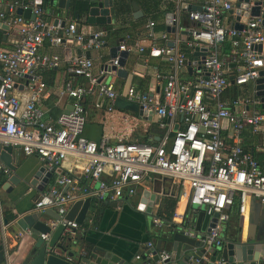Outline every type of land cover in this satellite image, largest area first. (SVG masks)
Wrapping results in <instances>:
<instances>
[{
	"label": "built area",
	"instance_id": "built-area-1",
	"mask_svg": "<svg viewBox=\"0 0 264 264\" xmlns=\"http://www.w3.org/2000/svg\"><path fill=\"white\" fill-rule=\"evenodd\" d=\"M235 4L236 0H204L199 11L187 12L186 20L193 26L187 30L184 48L188 52L193 48L206 50L200 69L191 67L196 75L194 81L179 79L185 58L173 48L177 40L169 47L168 34L162 33L161 46L151 43L154 40L152 22L145 24L136 48L126 46L123 41L117 45L119 52L135 49L139 54L143 52L142 45L148 44L151 51L167 62L169 71L162 77L157 93L136 91L131 86L117 92L114 71L101 68L117 67V57L95 69L92 61L83 55L66 58L39 51L44 42L50 48L68 42L83 51H99L107 35L103 29L84 35L77 29V20L60 27L59 22L52 23V11L42 9L33 1L13 0L6 5L5 12H0V23L12 33L9 47L0 48V147L17 148L23 156H34L45 171L55 174L54 181L32 203V212L43 214L49 210L58 216L59 220L47 221L48 227L53 229L60 224L63 234L69 233L68 228L76 229L73 222L62 223V217L77 200H122L133 196L145 183L166 180L178 189V196L184 199L188 211L193 212L192 206L202 208L204 215L214 220L212 228L203 232L199 240L206 250L221 246L222 227L234 205L238 216L247 211L251 199L264 205V173L239 144L245 128L256 135L264 133V109H260L259 101L252 94L234 98L228 104L220 100L230 85L245 86L257 77L254 64L259 54L253 47L264 44V26L259 18L247 20L240 31L225 24V15ZM17 9L29 10L33 18L16 16ZM170 21L175 35L181 30L179 17L173 15ZM224 41L229 42L230 63L217 51ZM98 59L102 56L98 55ZM237 63L241 69L230 81L228 64ZM61 64H64V80L57 89V97L71 102L51 118L40 107L46 93L40 74L55 70ZM89 96L95 98L94 110L105 115H121V121L128 122L131 129L153 118L163 135L156 145L121 138L110 143L106 135L97 142L85 139L82 102ZM117 99L135 105L141 114L118 109ZM224 131L231 140L229 144ZM67 159L74 164L61 170ZM77 161L82 165H76ZM10 174L0 163V177L5 180ZM82 180L86 182L84 185ZM152 224L155 228L162 226L157 218ZM178 225L192 228L182 216ZM184 234L195 238L194 232ZM20 237L17 234L13 239L17 241ZM39 238L48 240L43 234ZM150 246L146 244L147 248ZM168 257L167 252L159 253V261ZM134 259L138 260L139 256ZM188 264H199V261L190 259ZM213 264L223 262L218 260Z\"/></svg>",
	"mask_w": 264,
	"mask_h": 264
},
{
	"label": "crops",
	"instance_id": "crops-1",
	"mask_svg": "<svg viewBox=\"0 0 264 264\" xmlns=\"http://www.w3.org/2000/svg\"><path fill=\"white\" fill-rule=\"evenodd\" d=\"M13 0H0V12H5L6 5ZM23 3L35 0H20ZM95 0H69L68 10H57L54 7L46 6V11H52V20L61 19L64 23L77 20V29L84 35L93 30L108 28V33L104 45L99 51H90L89 59L92 61L95 69L100 67L102 63L109 59L110 50L118 44L125 43L126 46L136 48L140 38L144 34L145 24L153 23L152 31L154 40L151 43L155 47L161 46L159 36L166 33L165 16L167 14L177 15L179 17V25L181 30L173 36L169 42L177 40L173 48L184 54V58L190 60L191 53L184 48V41L188 37V29L193 26L191 22L186 20L187 10L200 7L204 0H184L181 4L179 0H114V19L112 24L105 26H90L83 22V11ZM132 4L136 8L133 9ZM182 8V9H181ZM78 9L80 12L77 13ZM78 15V16H77ZM225 24L227 26L234 25V19L228 13L225 15ZM184 22V25H182ZM53 23V22H52ZM167 34V33H166ZM12 33L9 30H0V48L9 47ZM168 42V43H169ZM150 43V44H151ZM143 52L137 53L135 49L125 52L123 57V69L126 71L125 77L113 78L114 88L117 92H121L123 88L131 86L136 91L153 92L160 91L162 86V77L169 71L167 62L156 52L151 51L148 44L142 45ZM41 53L57 54L60 57H73L83 55V51L78 45L65 42L63 46L54 48L48 47L47 43H43L39 49ZM218 54L226 62L230 63L229 55H225L220 44L217 48ZM119 52V51H118ZM230 53V50H229ZM98 55L102 59H98ZM241 69V65L228 64L227 77L230 80L237 70ZM64 64L59 68L50 71H44L40 74L41 82L45 87V96L41 100L40 107L44 113L54 118L63 107L68 108L70 99L65 97H57V89L64 80ZM194 68L184 70L180 73L181 82L194 81L196 75ZM236 96L234 97V95ZM250 90L247 85L237 87L230 85L221 95L220 100L226 104L230 103L232 98L240 96H250ZM94 97H86L82 102L84 110V128L82 135L85 139L97 142L102 135H106L110 139V143L121 138L126 141H139L142 137H146L147 141L156 145L158 139L163 132L155 127V121L150 118L147 122H139L133 129L128 122L121 121V115L114 113L113 115H105L103 112L94 110ZM206 102V101H205ZM207 103V102H206ZM226 136V142L229 144L231 140L228 133L223 132ZM150 144V145H152ZM240 147L244 152L249 153L258 163L260 170L264 173V133L253 134L249 128H245L240 134ZM15 166L14 173L23 182H30L34 173L41 167L38 159L34 156H23L18 154L13 158ZM70 159H67L61 167L66 170L71 167ZM76 165H82L81 161H77ZM11 172V171H10ZM76 178V177H75ZM55 179V174L51 175L48 184L42 189L45 190ZM77 180V178H76ZM4 179L0 177V222L6 220V225L0 223V243L7 254L12 253L17 257H21L29 248L28 239L15 241L13 237L17 234L24 235L13 224V217L32 212V203L39 194L34 186H26L20 183L18 186H3ZM40 182V178L36 180V185ZM86 182L83 180L81 184ZM95 186V184H94ZM142 191L156 192V200L152 207L142 203L141 209L138 210L141 201ZM178 189L172 186L166 180H153L145 183L143 188H138L136 193L129 197L116 202L91 200L88 211L86 213L83 224L75 229V233L71 236L75 244L67 245V251H74L77 248L97 246L102 248H113L114 252L120 258L129 261L131 264H150L151 256L148 254L146 247L150 243L153 248H159V251L170 253V244L165 239L173 226H165L155 228L152 220L157 218L158 212L162 215L171 213V209L167 207L166 200L175 199V205L172 210L171 222L178 225L179 216L185 217L189 221L190 211L187 210L186 204L182 197L178 196ZM163 202V203H162ZM161 205V206H160ZM235 205L228 212V219L223 224L221 237L222 240L231 241L235 236L241 243L245 241L246 236L264 238V210L256 201L250 200L247 211L238 216L235 211ZM149 213H145L144 211ZM175 218L173 219V217ZM202 224L199 228L201 229ZM204 227V226H203ZM203 229V228H202ZM204 231H202L203 233ZM139 256L138 260L134 257ZM143 257V259H141ZM209 258L208 255L202 257L205 262ZM189 263V260L186 264Z\"/></svg>",
	"mask_w": 264,
	"mask_h": 264
},
{
	"label": "water",
	"instance_id": "water-1",
	"mask_svg": "<svg viewBox=\"0 0 264 264\" xmlns=\"http://www.w3.org/2000/svg\"><path fill=\"white\" fill-rule=\"evenodd\" d=\"M37 6L42 9L48 7H54L57 10H68L69 0H35ZM114 0H95L89 4V6L83 11V22L90 26H105L110 25L114 19ZM133 9L136 8L132 4ZM234 8L228 11V15H231L234 19L233 28L240 31L247 20L260 19V24L264 26V0H236ZM182 9V8H181ZM187 11H199V7L189 9ZM16 16H21L24 19H32V15L29 10L21 11L17 9L15 11ZM173 18L172 14L165 16L166 33L169 40L174 36V25L170 21ZM59 22V26L64 25V21L61 19H55L53 24ZM184 25V22H182ZM0 30L6 31L7 27L0 23ZM168 46L171 47L172 43L169 42ZM254 51L259 54L258 59L254 64L257 68V77L249 82L247 85L250 93L254 98L259 101L260 109H264V44L256 45L253 47ZM190 60L185 59L183 61L187 70H192L191 67L195 66L198 70L203 57L206 54V50L203 48H193L190 52ZM125 52H118V46L113 47L110 50L109 59L117 57V67L102 66V69L106 71H114L116 78H124L126 71L123 69V57ZM80 56V54H79ZM83 57L89 59V52L85 51ZM232 81V77L230 78ZM115 106L123 111L141 114L140 109L131 103H127L124 100L117 99ZM150 120V117L148 118ZM19 154L17 148L0 147V163L7 167L11 173H14L15 166L13 158ZM51 173L45 171L43 167H40L32 176L30 182L26 183L21 181L14 175L9 176L3 182V186H18L23 183L26 186H36V191L39 193L48 184ZM40 178V182L36 185V180ZM156 192L142 191L141 201L138 210L141 209L142 203L152 207L153 202L156 200ZM119 200H115L113 204ZM91 199H80L72 203L68 208L66 214L62 217V223L73 222L77 227L83 224L86 213L89 208ZM193 212L189 214V221L192 228L174 225L173 231L165 237L170 244L169 257L164 261H159V248L152 246L148 247V254L151 256L150 264H186L188 260L192 259L199 261V264H213L215 261L221 260L223 264H264V238L257 239L256 237L246 236L244 242L238 241L235 236L231 241L222 240V244L219 247H210L206 250L203 249L200 239L202 238V231L207 232L212 228L211 220L208 216L204 215L202 208L196 206L191 207ZM264 210V205H261ZM145 213H149L147 210ZM48 220H59L58 216L52 211H45L43 214L37 212H29L21 216L13 217V224L17 229L23 233L19 238V241L28 239L30 245L21 257H17L12 253L7 254L4 251L3 246L0 243V264H131L129 261L120 258L118 254L114 252L113 248H102L97 246L77 248L74 251H67V245L75 244L74 239L71 237L75 233V229L68 228L69 233L63 234L64 228L58 224L53 229L48 227ZM264 222V219L262 220ZM2 225H6V220L0 222ZM202 224V228L199 226ZM204 226V227H203ZM191 231L195 233V238H189L184 233ZM47 235L48 240L42 241L39 235ZM208 255L207 261L203 262L202 257ZM143 259V257H141Z\"/></svg>",
	"mask_w": 264,
	"mask_h": 264
},
{
	"label": "trees",
	"instance_id": "trees-1",
	"mask_svg": "<svg viewBox=\"0 0 264 264\" xmlns=\"http://www.w3.org/2000/svg\"><path fill=\"white\" fill-rule=\"evenodd\" d=\"M78 12H80V9H78L76 14H78ZM103 30L106 33H108V28H105ZM221 45H222V49H223L224 54L225 55L229 54V50H230L229 42L228 41H224V42L221 43ZM235 96H236V94L234 95V97ZM234 97L232 99H234ZM155 127H156V125H155ZM128 142H134V143H139V144H147V145L152 144V143L147 141L146 137H142L138 142L137 141L136 142L135 141H128ZM166 203H167V207H169L171 209V213H169L167 215L166 214L162 215L161 212H158L156 217L163 225H165V226H174L172 224V222H171V219H172V210H173L174 205H175V199L170 198V199L166 200Z\"/></svg>",
	"mask_w": 264,
	"mask_h": 264
},
{
	"label": "rangeland",
	"instance_id": "rangeland-1",
	"mask_svg": "<svg viewBox=\"0 0 264 264\" xmlns=\"http://www.w3.org/2000/svg\"><path fill=\"white\" fill-rule=\"evenodd\" d=\"M139 121V120H138Z\"/></svg>",
	"mask_w": 264,
	"mask_h": 264
}]
</instances>
